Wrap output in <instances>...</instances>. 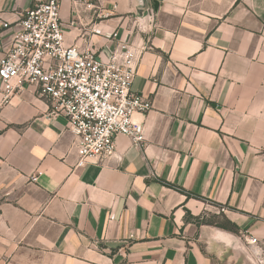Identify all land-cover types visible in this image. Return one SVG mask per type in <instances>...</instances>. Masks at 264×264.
Segmentation results:
<instances>
[{"label":"crops","instance_id":"0c3cea01","mask_svg":"<svg viewBox=\"0 0 264 264\" xmlns=\"http://www.w3.org/2000/svg\"><path fill=\"white\" fill-rule=\"evenodd\" d=\"M39 1L0 0V20ZM60 18L103 59L132 46L146 141L74 168L65 118L0 90V264H264V0H60Z\"/></svg>","mask_w":264,"mask_h":264},{"label":"built area","instance_id":"2783aa9c","mask_svg":"<svg viewBox=\"0 0 264 264\" xmlns=\"http://www.w3.org/2000/svg\"><path fill=\"white\" fill-rule=\"evenodd\" d=\"M0 29L12 30L0 58L3 100L33 87L47 102L49 114L64 117L75 136L74 168L110 157L118 135L137 148L144 145V124L134 115L147 114L152 101L132 91L137 56L130 44L119 41L106 59L66 44L60 0L36 2L17 21L0 20Z\"/></svg>","mask_w":264,"mask_h":264},{"label":"rangeland","instance_id":"374dc122","mask_svg":"<svg viewBox=\"0 0 264 264\" xmlns=\"http://www.w3.org/2000/svg\"><path fill=\"white\" fill-rule=\"evenodd\" d=\"M203 221H207V222L212 223L214 225L224 224V218H223L222 214H209L204 218Z\"/></svg>","mask_w":264,"mask_h":264},{"label":"trees","instance_id":"16d2710c","mask_svg":"<svg viewBox=\"0 0 264 264\" xmlns=\"http://www.w3.org/2000/svg\"><path fill=\"white\" fill-rule=\"evenodd\" d=\"M222 216L224 218V224L216 225V226L228 230L232 233H237L238 232L237 226L234 223L230 222L224 215Z\"/></svg>","mask_w":264,"mask_h":264}]
</instances>
